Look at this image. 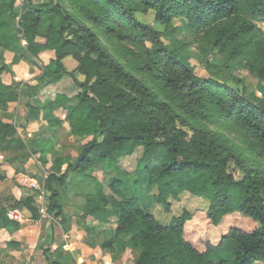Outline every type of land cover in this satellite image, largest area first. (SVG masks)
<instances>
[{"label":"trees","instance_id":"trees-1","mask_svg":"<svg viewBox=\"0 0 264 264\" xmlns=\"http://www.w3.org/2000/svg\"><path fill=\"white\" fill-rule=\"evenodd\" d=\"M148 12L162 31L138 21ZM176 20L184 22L192 42L175 39ZM260 24L264 0H0V152L10 154L4 164L23 166L33 158L42 166L49 163L52 146L27 142L4 117L10 104L36 98L45 86L68 77L77 91L73 97L56 94L39 107L25 103L26 121L55 108L72 124V136L90 138L75 162L55 154L42 182L50 218L62 226L68 220L61 192L71 174L84 189L74 223L93 233L114 260L130 250L133 264H264V170L259 165L264 167V98L250 96L234 75L241 69L264 84ZM192 44L198 52L189 50ZM43 52L54 54L46 65L39 58ZM184 54H192L207 71L225 69L232 84L197 77L183 63ZM8 56L12 65L24 61L38 68L40 84L5 85ZM138 149L133 173L150 175L156 169L148 182L157 190V204L168 209V200L184 192L209 201L205 219L219 234L215 244L204 242L200 249L187 238L191 225L199 229L188 211L162 225L121 194L117 179L102 182L92 175L95 166L108 173ZM35 197L17 201L10 195L7 201L0 195V227L20 229L7 216L14 209L38 221ZM110 209L116 222L104 230ZM233 213L257 226L221 234L216 227ZM88 217L96 222L90 225ZM39 249L45 264L69 263L68 251L55 254L46 244Z\"/></svg>","mask_w":264,"mask_h":264},{"label":"rangeland","instance_id":"rangeland-1","mask_svg":"<svg viewBox=\"0 0 264 264\" xmlns=\"http://www.w3.org/2000/svg\"><path fill=\"white\" fill-rule=\"evenodd\" d=\"M138 21L142 22L145 25L155 27L159 31L163 30L162 27L159 28V26L156 23H154L153 14L151 12H148L147 14L138 15ZM172 27L177 30V34L175 35L176 40L186 39L188 42H192L191 40H189V36L186 34V28L184 22L176 20L173 22ZM260 27L263 30V35H264L263 24H260ZM163 40L166 44H169L170 42V40H168L167 38H164ZM189 50L192 53L198 52V49L194 44L190 46ZM9 58H10L9 56L7 58H4V62L7 61V63L11 64ZM181 59L183 63L187 67H189L192 70V72L199 78L211 79L221 84H225V83L232 84V82L229 81L228 74L225 69L219 68L215 71H207L203 66V64H199L192 54H184L181 57ZM70 61L71 60H66L65 63H69ZM212 62L214 64L222 63V61L218 59H214ZM24 63L29 66L28 63L26 62ZM68 68H71V65H68ZM234 75L240 80H242V85L246 87L247 92L250 96L264 98V84L259 82L256 78L252 77L249 73H247V71L241 69H238L234 73ZM56 94H62L68 98L73 97L74 95H76V88L68 77H64L61 80V84L59 85V87L56 89H54L53 87V90L49 91L48 94H46V96L47 98H50L51 96L54 97ZM19 107L23 108V106L21 105ZM62 120H64V118ZM89 139L90 138H85L82 139L81 142L78 141L73 144L67 143L66 145H61V146L59 145L55 149V152L50 151L52 152V154H50V152H47V155H49L48 158L50 159V162L47 164V168L44 167L43 170H40L42 171V176H38L37 175L38 171L36 172V175L38 176L37 178H39L40 180L36 179L33 176L36 180L35 182H32L35 186L33 187V192L31 193H33L32 196H36L34 205L36 208H38L40 213L39 244L35 254V259H36L35 264H45L44 257L41 254V250L39 249V246L41 244H46V248L49 249V252H53L55 254L60 251L63 252L68 251L69 254L66 253V257L68 258L69 263L67 264H81L82 262H84L83 261L84 257L82 256L78 257L77 255H75L73 251H71L70 248L69 249L67 247L58 248V249L52 248V246L54 245L53 241H57L60 244L61 243L66 244V240L64 239L65 238L64 236L76 234V233H80L81 235H83L82 236L83 239L81 242L84 245V247L88 246L94 249L95 251L100 250L102 254L104 253V251L99 248L95 235L90 232L85 233L82 228H78L77 225L74 223L76 220L75 218L76 212H78V209H82V201H83L82 198H83V190H84V189L82 190L80 185H78V183L75 181V176H72L71 174L67 176L66 186L65 188L62 189L61 192V199H62V203L64 204V211L68 218L65 226L58 225L56 223V221H59V219L55 221L53 220V218H50L47 215L46 201L49 194L42 188L43 180L45 179L46 175L49 174V172L51 171L52 162L55 158L54 156L56 155L69 156L71 162H75L77 158L78 149L83 144H85ZM140 155H141V149H138L130 158H125L121 160L119 163V167L110 169V172L108 173H104L103 167L97 165L92 170V175L95 176V178L98 177L102 182H106V179L107 181L111 178L117 179L119 181L121 194L124 197L134 198L145 212L151 214L155 218V220H157L162 225H168L171 222L172 217H178L182 214L183 211H188L190 214L194 215V221L197 223V226H199V229L195 228L194 225H191L187 230V234H186L187 238L188 239L190 238L192 242H194L195 245L200 249H204V246L206 244L204 242H210L211 244L212 243L215 244L219 238V234L216 233V231L212 230L211 223H209L208 221H206L207 219H205V215H206L205 212L209 208V201L203 198L192 196L184 192L179 196L178 200L176 201L173 199L168 200L170 204L168 209H165L163 206L157 204L154 200V197L157 195V190L155 187H152L148 182V179L151 176H155L156 169H154L150 175L145 173L142 174L141 172L133 173L136 169L137 161L139 160ZM259 165L262 168V170H264V167L261 166V164ZM230 172L236 178L239 177V174L238 172H236V170L230 169ZM10 181L12 180H8L6 182L7 184L2 183V185H0V191H2L1 195L3 200L6 199L8 201L10 199L9 193H7L6 190L4 191V189L2 190V188H4V185L10 187L11 184H13V181L12 182ZM20 181L24 182L25 180L21 179ZM14 184H16L15 180H14ZM89 188L91 190L92 186L90 185V187H88V190ZM20 211L24 214V216L26 215L27 217H29L28 220L30 219V214L28 212H26L25 210H20ZM88 218H90L88 219L90 225H92V221L96 222V219H94V217H88ZM104 220L106 221V224L102 225L104 230L114 227L113 223L116 222V213L113 211V209H110L109 213H107L104 216ZM256 226L257 224L251 221L250 219L243 217L237 213H233L224 217L220 225L216 228L219 229L221 234H223L226 233L230 228H236L244 232H250ZM75 244L76 243H74V245ZM107 255L112 258V254L106 251L105 254H103L102 256L98 257L95 260L94 264H103V259ZM134 255L135 254H132L130 250L125 251V253L122 252L119 255V257L121 258L120 261L125 258L124 259L125 262H118V263L131 264L133 262Z\"/></svg>","mask_w":264,"mask_h":264},{"label":"crops","instance_id":"crops-1","mask_svg":"<svg viewBox=\"0 0 264 264\" xmlns=\"http://www.w3.org/2000/svg\"><path fill=\"white\" fill-rule=\"evenodd\" d=\"M39 58L41 64L46 65L54 58V54L52 52H43L40 54ZM5 64H7L9 69V72L2 78L5 85L11 84L12 81L28 82L30 85L40 84V81H38L40 72L36 67L28 66L23 61L15 65L9 64L5 61ZM61 80L45 86L40 95L36 98H21L19 103L10 104L4 117L6 122L15 123L18 126L17 130L20 134H22L24 140L27 142L37 141L42 146H52L53 150L51 151L54 152L59 145H66L67 143L73 144L78 141L81 142L82 139L71 135L72 124L70 121L65 119L60 120V112L55 108H52V113L46 110L41 111L37 120L26 121L25 117L27 109L25 108V103L29 102L30 105L39 107L47 100L53 99V96L47 98L46 94H48L49 91H52L53 87L54 89L58 88L61 84ZM20 105L23 106V108L19 107ZM54 118H56L55 121ZM51 119L52 121H50ZM44 154L42 153L37 157H44ZM50 154H52V152H50ZM9 156V153L0 152V174L5 177V180L0 182V185H2V183L7 184L6 182L8 180H12L13 184H11L10 187L4 185L2 190H6V192L9 193V195H11L15 200L23 201L26 197L33 195L31 192H33V187L35 185L32 182H35V180L38 179V176H42V171L40 170H43L44 167L47 168V165L42 166L35 158L29 159V161H27V163L23 166L17 164H4ZM37 171L38 176L36 175ZM33 176H35L36 179ZM21 179H24L25 181L22 182L20 181ZM97 179L100 180L98 177ZM14 180L16 184H14ZM1 192L2 191H0V195ZM14 210H17L21 214L23 222L19 223L21 226L19 230L0 227V264H35V254L39 244V220L33 222L29 219V221V217L26 215L24 216L19 209ZM82 236L83 235L80 233L65 235L64 239L66 240L67 245L53 241L54 245L52 248H70L71 251H73L78 257H84L83 261L85 264H94L95 260L105 254L106 251L102 254L100 250L95 251L88 246L84 247L81 242L83 239ZM74 243L76 244L74 245ZM120 259L121 258L118 256L117 260H114L107 255L103 259V264H122L118 262H125V258L121 261ZM131 264H133V262Z\"/></svg>","mask_w":264,"mask_h":264},{"label":"built area","instance_id":"built-area-1","mask_svg":"<svg viewBox=\"0 0 264 264\" xmlns=\"http://www.w3.org/2000/svg\"><path fill=\"white\" fill-rule=\"evenodd\" d=\"M8 218L12 221H15L17 223H21L23 222V218L21 216V214L17 211V210H10L7 214ZM84 262H82L81 264H83ZM85 264V263H84Z\"/></svg>","mask_w":264,"mask_h":264}]
</instances>
